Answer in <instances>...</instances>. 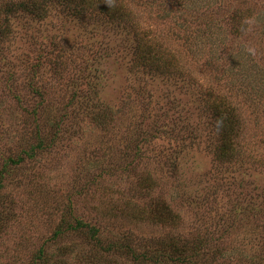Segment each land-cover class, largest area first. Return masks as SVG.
Returning <instances> with one entry per match:
<instances>
[{
    "label": "rangeland",
    "instance_id": "obj_1",
    "mask_svg": "<svg viewBox=\"0 0 264 264\" xmlns=\"http://www.w3.org/2000/svg\"><path fill=\"white\" fill-rule=\"evenodd\" d=\"M37 1L0 0V264H264V0Z\"/></svg>",
    "mask_w": 264,
    "mask_h": 264
},
{
    "label": "trees",
    "instance_id": "obj_2",
    "mask_svg": "<svg viewBox=\"0 0 264 264\" xmlns=\"http://www.w3.org/2000/svg\"><path fill=\"white\" fill-rule=\"evenodd\" d=\"M41 9H42V6H39V2L37 0H35V5H33L30 8V10L32 12L38 11V10L40 11ZM139 48H138V52H137V57H139L140 60L143 61V64H145L146 67L150 68L151 66H154V65H152L153 57H151V55H147L146 52H145V54H142L143 51L146 49L141 48L142 49L141 50ZM81 96H82V99H84L85 97H86V99H88L90 97L86 91H79V93L76 92L75 94H73V99H75V101H78L77 99H79ZM220 100H221V98H219V101ZM213 106H214L215 114L218 117V122H216L217 123L216 126L214 123L212 125H213V127H215L214 131L219 134L218 139L220 141H223L222 146H221V149H223L222 153H227L228 152V144L226 143L227 137H229L231 133H233L234 131H236L239 128L240 123L233 116L230 104H226L225 107L222 108V106L220 104H218L216 102V100H214ZM224 141H226L225 142L226 144L224 143ZM5 165L6 166L4 168H6L8 164H5ZM10 170L11 169L9 167V169L4 170L5 171L4 173H6V172H7V174L11 173ZM192 263L193 262H190V261L187 262V264H192ZM193 264H196V263L194 262Z\"/></svg>",
    "mask_w": 264,
    "mask_h": 264
}]
</instances>
